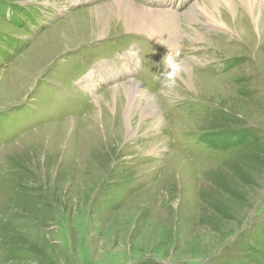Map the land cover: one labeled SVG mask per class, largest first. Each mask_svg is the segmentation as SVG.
Masks as SVG:
<instances>
[{
    "label": "rangeland",
    "instance_id": "374dc122",
    "mask_svg": "<svg viewBox=\"0 0 264 264\" xmlns=\"http://www.w3.org/2000/svg\"><path fill=\"white\" fill-rule=\"evenodd\" d=\"M98 1L0 0V264H264V21L224 1L87 97L76 83L138 34L73 15ZM169 54L187 68L171 90ZM130 80L156 104L127 121Z\"/></svg>",
    "mask_w": 264,
    "mask_h": 264
},
{
    "label": "bare ground",
    "instance_id": "6f19581e",
    "mask_svg": "<svg viewBox=\"0 0 264 264\" xmlns=\"http://www.w3.org/2000/svg\"><path fill=\"white\" fill-rule=\"evenodd\" d=\"M83 1L84 0L78 2V0H77V1H74L73 4H78V3H81ZM209 1L211 2V4H213L212 7L208 8L207 6L206 7L203 6V8L199 9L198 6L200 7V5L197 4L190 11L189 10L186 11L187 13L184 15L182 20L178 19L177 16H179V15H176L175 11H172L170 9H165V10L151 9V8H148V7L143 6L141 4H138V3L134 2L133 0H109V2H107L105 4H102L100 6H95L93 8L88 9V10L84 9V11H81L78 13L76 12L73 15L75 16L76 14H78V19L85 20V17L80 16V14L85 13V12L93 13L97 10L102 9L101 13L105 12V11L109 13V17L105 18L106 22L111 20L112 18H117L119 21L124 22L125 30L122 32H125V33L143 32V33H146L148 36H151V38L153 40L154 39L157 40V42L159 44H163V43L175 42V41H178L180 39L182 40L181 35H180V32H182V27L180 26L181 22H182V24L184 23V24H187L186 26H189L188 22H191L192 20H196L198 15L199 16L201 14L213 15L214 10H212V9L216 8L221 3L223 4L224 1L231 2L230 10H232L234 18L236 17V15H235L236 5H235V3H233L232 0H209ZM240 2L243 4L244 7H246L247 13L251 17V21L254 24V26L256 27V29L260 30L262 23L264 21V19H263L264 15H262V12H264V11H262V6L264 5V0H241ZM237 3H238V0H237ZM220 13H223V12L221 11ZM245 16H247V15H245ZM88 17L91 19L89 21V23H94L95 19L99 23H104L100 18H95L94 15L90 14V16H88ZM90 28H91L90 33L91 32L94 33L92 26ZM150 29L156 30L157 32H154ZM100 34H101L100 36H96V38H93L92 40H94V39L97 40V38L100 39V38L108 36L107 34H105V32H100ZM92 35L94 36V34H92ZM134 58H135L134 53H128L125 55V57H124L125 62L122 64V68L124 66H126L127 72H129V65L134 60ZM96 68L99 70V75H101L102 78L105 77L104 79L112 78L113 77L112 75H114L116 73V71H118L117 68L109 66V64L107 62H103L102 64H100ZM92 75H93V73L90 76L85 77V78H87L86 79L87 81H86L84 87L86 89H89V90H91L92 88H95V86H96V82H95V80H93ZM126 84H128V85H119V86H122V88H124L125 86L130 87V89H129L130 93L129 94H131V96L126 94L127 96H129V103H128L127 109H126V106L124 107V111L126 112V116H127V121H128V116L130 115V112L134 109V106L136 105V103H138V102H136L134 104L135 97L136 98L140 97L141 99H145V98L149 99V100L145 99L147 101L145 111H147V112L148 111H155L154 109L152 110V108L156 103H155V101L153 103H151L152 102L151 100H153L154 98L151 96L152 94L149 95L147 93L149 91L146 92L142 88V86L139 84L138 81L130 80ZM119 86H115L112 88V91H111L112 95L111 96H115L116 94L119 93L117 91ZM107 91H108V89H107ZM100 99H101V97H100ZM136 101H138V100H136ZM117 102H118V100H117ZM141 107H142V105H141Z\"/></svg>",
    "mask_w": 264,
    "mask_h": 264
},
{
    "label": "clouds",
    "instance_id": "9594fccd",
    "mask_svg": "<svg viewBox=\"0 0 264 264\" xmlns=\"http://www.w3.org/2000/svg\"><path fill=\"white\" fill-rule=\"evenodd\" d=\"M168 70L164 77V87L171 90L175 87L177 77L187 70L184 62L174 59L171 54L168 55Z\"/></svg>",
    "mask_w": 264,
    "mask_h": 264
},
{
    "label": "crops",
    "instance_id": "0c3cea01",
    "mask_svg": "<svg viewBox=\"0 0 264 264\" xmlns=\"http://www.w3.org/2000/svg\"><path fill=\"white\" fill-rule=\"evenodd\" d=\"M134 2H136V1H134ZM136 3H138V2H136ZM139 4V3H138ZM144 6V5H143Z\"/></svg>",
    "mask_w": 264,
    "mask_h": 264
}]
</instances>
